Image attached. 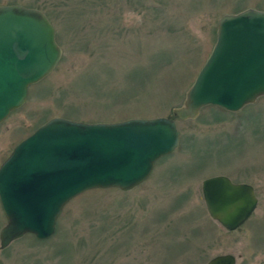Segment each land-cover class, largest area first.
<instances>
[{
    "label": "rangeland",
    "instance_id": "1",
    "mask_svg": "<svg viewBox=\"0 0 264 264\" xmlns=\"http://www.w3.org/2000/svg\"><path fill=\"white\" fill-rule=\"evenodd\" d=\"M47 15L62 57L0 124V166L51 119L97 124L172 119L176 150L130 191L89 190L62 210L54 236L0 244V264H207L234 255L264 264V97L232 113L174 115L217 42L222 16L264 12V0H0ZM226 176L255 189L258 206L229 232L209 214L203 182ZM7 225L0 203V234Z\"/></svg>",
    "mask_w": 264,
    "mask_h": 264
},
{
    "label": "water",
    "instance_id": "2",
    "mask_svg": "<svg viewBox=\"0 0 264 264\" xmlns=\"http://www.w3.org/2000/svg\"><path fill=\"white\" fill-rule=\"evenodd\" d=\"M62 51L56 30L37 9L0 7V124L26 101L28 89L58 65ZM264 97V12L247 9L225 15L217 43L175 110L194 120L201 109L216 106L236 113ZM179 144L176 123L168 118L132 119L113 124H86L52 119L20 143L0 167V201L7 225L0 234L5 249L26 234L50 238L65 205L91 189L141 185L155 162ZM213 220L225 230L243 227L258 206L254 187L226 176L203 182ZM208 264H237L220 255Z\"/></svg>",
    "mask_w": 264,
    "mask_h": 264
}]
</instances>
